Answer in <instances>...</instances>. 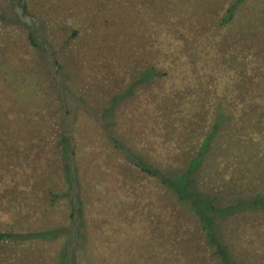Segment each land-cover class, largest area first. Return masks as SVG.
Returning <instances> with one entry per match:
<instances>
[{
	"label": "rangeland",
	"instance_id": "rangeland-1",
	"mask_svg": "<svg viewBox=\"0 0 264 264\" xmlns=\"http://www.w3.org/2000/svg\"><path fill=\"white\" fill-rule=\"evenodd\" d=\"M215 121L192 186L264 192V0H0V230L54 233L0 239V264H219L132 163L176 175ZM214 224L264 264V209Z\"/></svg>",
	"mask_w": 264,
	"mask_h": 264
},
{
	"label": "trees",
	"instance_id": "trees-1",
	"mask_svg": "<svg viewBox=\"0 0 264 264\" xmlns=\"http://www.w3.org/2000/svg\"><path fill=\"white\" fill-rule=\"evenodd\" d=\"M230 9V6L226 9V18L230 15ZM216 125L217 123L215 121L214 124L211 125L210 133H208V135L203 137L201 140L200 150L192 156L193 158L188 165L184 166L180 172L174 176L169 174L165 168L159 169V166L152 165L150 161H147V159L137 157L132 161V163L141 171L159 177L165 188L169 190L183 206H186L188 210L192 211L197 216V220L201 228L204 230L206 241L214 244L215 246L214 251L220 258L219 264H234L233 260L229 257L228 251L218 240V236L216 234L217 231L215 229L216 224H214L215 218L219 215L230 214L244 208L264 209V192H254L241 197V199H234L231 202L220 203L217 200H212L210 197H207L203 191L200 193L197 192L196 186H192L193 178L189 177V173L200 161L203 152L202 149L206 146L209 136L214 133L211 131H215ZM51 234H54L53 231L48 229L30 230L27 232L0 230V239L6 237L25 238L32 236L44 238L45 236Z\"/></svg>",
	"mask_w": 264,
	"mask_h": 264
}]
</instances>
